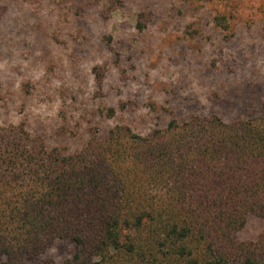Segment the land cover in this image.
Masks as SVG:
<instances>
[{"label":"trees","instance_id":"16d2710c","mask_svg":"<svg viewBox=\"0 0 264 264\" xmlns=\"http://www.w3.org/2000/svg\"><path fill=\"white\" fill-rule=\"evenodd\" d=\"M250 215L264 220V114H172L147 135L118 123L73 151L0 125V264L61 240L71 256L42 264H264V231L240 235Z\"/></svg>","mask_w":264,"mask_h":264},{"label":"rangeland","instance_id":"374dc122","mask_svg":"<svg viewBox=\"0 0 264 264\" xmlns=\"http://www.w3.org/2000/svg\"><path fill=\"white\" fill-rule=\"evenodd\" d=\"M197 112L264 114V0H0V125L73 151L118 123L147 135ZM262 231L250 215L240 235ZM73 249L61 240L28 262Z\"/></svg>","mask_w":264,"mask_h":264}]
</instances>
